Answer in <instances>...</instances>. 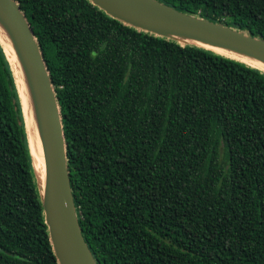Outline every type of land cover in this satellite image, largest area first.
I'll return each instance as SVG.
<instances>
[{
	"label": "trees",
	"instance_id": "trees-1",
	"mask_svg": "<svg viewBox=\"0 0 264 264\" xmlns=\"http://www.w3.org/2000/svg\"><path fill=\"white\" fill-rule=\"evenodd\" d=\"M59 110L94 264H264V73L88 0H15ZM264 40V0H156ZM0 264H57L0 46Z\"/></svg>",
	"mask_w": 264,
	"mask_h": 264
},
{
	"label": "water",
	"instance_id": "water-1",
	"mask_svg": "<svg viewBox=\"0 0 264 264\" xmlns=\"http://www.w3.org/2000/svg\"><path fill=\"white\" fill-rule=\"evenodd\" d=\"M88 1L110 18L138 31L173 39L180 44L194 45L225 56L205 45L220 47L264 64V40L243 31L179 12L156 0ZM0 24L10 37L31 102L43 162V178L41 181L39 179L40 184L34 170L33 174L51 251L57 264H94L81 236L74 211L56 99L36 40L15 0H0ZM185 39L193 42H186ZM0 46L12 74L28 145L21 98L1 39ZM225 57L246 64L238 59ZM248 66L264 73L263 69Z\"/></svg>",
	"mask_w": 264,
	"mask_h": 264
},
{
	"label": "bare ground",
	"instance_id": "bare-ground-1",
	"mask_svg": "<svg viewBox=\"0 0 264 264\" xmlns=\"http://www.w3.org/2000/svg\"><path fill=\"white\" fill-rule=\"evenodd\" d=\"M0 39L3 45L5 55L7 56V59L9 60V63L12 66L15 82L17 84V89L21 98V105H22L23 116L25 119L26 130L28 134L29 153L31 156L33 170L37 180L39 181L40 179L41 181L43 178V162H42L40 144L37 137L36 125L33 118L34 116L31 108V102L27 92V87L20 63L15 54L10 37L8 36L6 30L1 24H0ZM185 40L186 42H193L192 40L189 39H185ZM205 46L225 56L238 59L240 61L245 62L248 65L264 70V64L255 59H252L240 53L233 52L220 47L209 46V45H205Z\"/></svg>",
	"mask_w": 264,
	"mask_h": 264
}]
</instances>
